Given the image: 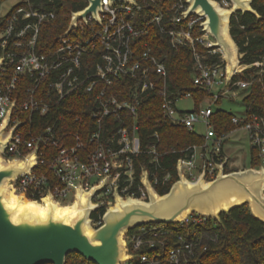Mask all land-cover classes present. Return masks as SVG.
I'll return each mask as SVG.
<instances>
[{
	"label": "built area",
	"instance_id": "1",
	"mask_svg": "<svg viewBox=\"0 0 264 264\" xmlns=\"http://www.w3.org/2000/svg\"><path fill=\"white\" fill-rule=\"evenodd\" d=\"M222 4L227 6V0ZM101 5L99 21L91 14L85 20L79 18L49 51L37 40L41 23L54 19L53 11L20 5L0 20V125L11 106L3 133L18 125L1 154L26 158L36 149L34 166L11 180L12 192L28 199H40L49 192L55 200L66 202L78 188L90 191L105 179L96 195H107L115 188L121 195L126 190L123 184L133 180L135 158L141 153L152 160L158 156L154 143L142 147L139 134L140 107L151 99L159 100L161 121L192 131L198 123L205 128L204 141L184 148L185 154L176 162L188 180L195 181L202 172L204 181L212 180L218 173L217 164L225 158V171H229L224 153L228 133L216 134L210 120L212 107L179 109L178 100H192L191 94L176 95L164 62L146 42H139L140 50L133 47L156 24L173 48L190 50L193 83L207 91V97L214 102L228 94L234 98L250 82L232 79L226 83L222 50L211 46L214 39L200 26L204 16L193 12L186 17L187 0H101ZM152 7L158 11L136 24L137 14ZM196 27L200 33L195 35ZM216 54L219 58L211 59ZM253 65L260 67L262 62ZM246 67L239 65L235 75ZM215 86L224 88L214 95ZM231 122L235 128L229 132H246L254 164L250 167L264 166V119L246 113L244 118L233 115ZM151 137H158L157 132ZM145 197L143 189L138 198ZM202 216L189 215L182 222L201 224ZM139 230V234L127 235L134 250L145 243L153 247L154 240L162 242L154 237L166 231L156 225ZM145 234L153 237L144 239ZM161 251L140 254L121 264H153L162 254L173 264L188 262L191 243L179 235L173 246H163Z\"/></svg>",
	"mask_w": 264,
	"mask_h": 264
},
{
	"label": "water",
	"instance_id": "2",
	"mask_svg": "<svg viewBox=\"0 0 264 264\" xmlns=\"http://www.w3.org/2000/svg\"><path fill=\"white\" fill-rule=\"evenodd\" d=\"M187 1L189 7L185 16L193 12L204 16L200 26L214 39L211 46L222 50L225 79L226 83H230L240 63L238 47L229 32V18L236 10L256 14L249 4L251 0H230V8L221 7L214 0ZM86 2L84 8L71 12L64 35L76 26L79 18L85 20L88 14L96 21L100 20L98 12L102 8L101 0ZM2 59L3 55L0 56V65ZM11 108L0 125V264H66L69 253H76L92 264H121L133 258V255L126 253L127 246L123 239L129 229L152 223L176 224L192 213L219 220L220 213L243 203L248 204L251 214L264 223V166L225 171L227 158L217 164L218 173L210 181H204V172L195 181L188 180L177 163V180L162 195L150 183L148 171L142 169L140 182L148 194L147 200L130 196L123 199L118 188H115V202L113 206L106 207L98 227L91 225L90 215L100 205L92 200L102 189L105 179L90 191L78 188L70 202H59L49 192L40 199L16 195L11 190V180L34 166L36 149L26 158H6L1 154L18 126L3 133ZM7 191L21 200L42 206L48 199L61 208H70L76 203L77 207L69 217H54L48 213L46 217L37 219L7 207L3 201Z\"/></svg>",
	"mask_w": 264,
	"mask_h": 264
},
{
	"label": "trees",
	"instance_id": "3",
	"mask_svg": "<svg viewBox=\"0 0 264 264\" xmlns=\"http://www.w3.org/2000/svg\"><path fill=\"white\" fill-rule=\"evenodd\" d=\"M27 4L33 9L55 13L54 19L41 23L37 40L40 47L49 51L54 47L58 36L66 30L71 12L84 8L87 2L86 0H21L18 6ZM250 5L256 14L236 10L229 18V32L238 47L239 63L247 66L233 77V81L250 82L248 87L240 90L246 113L256 114L264 119V0H251ZM157 11L156 7L143 10L137 14L136 24L139 25L143 19L149 18ZM199 33L197 27L193 29V34ZM136 42L138 43L133 45L136 51L141 49L139 42H146L151 47L152 53L163 61L167 68L171 89L176 95L190 93L194 107L197 109L209 94L193 83L194 61L190 50L187 47L173 48L169 39L160 32L156 24H151L148 33L138 38ZM219 56L216 54L211 59L216 60ZM255 62H262V66L253 65ZM24 84H29V81L24 79ZM220 99L218 98L216 102ZM80 102L81 99L78 100V103ZM233 115L221 109L212 111L210 120L217 135L228 133L235 128L231 122ZM138 123L142 147L154 143L158 156L156 160H152L149 154L141 153L135 158L133 180L131 183L123 184L126 185V190L121 192V195H131L135 198L140 196L141 190L144 189L140 182L142 169L148 171L151 184L157 193L162 195L177 180L176 162L185 154L182 152L183 149L192 144H201L204 141V134L196 133L183 125L161 121L158 99L148 100L141 105ZM155 131L158 137H151ZM251 164L254 165L253 162ZM106 207L107 204L100 205L91 213L93 227H98L102 223V215ZM219 217L220 219L217 220L214 217L202 216L201 224H194L192 221L177 224L159 223L158 226H163L166 231L154 238L162 241L164 245L155 244L150 247L145 243L134 252L137 256L154 255L162 252L163 246L166 248L173 246L177 237L181 235L191 243V252L187 253L188 262L180 260L179 264H264V223L251 214L248 204L243 203L228 212H222ZM150 225L156 224L129 229L127 235L139 234L141 226ZM152 237L151 234L143 236L144 239ZM128 246L132 248V243H128ZM156 259L157 262L153 264H173L163 254ZM66 264L92 263L76 253H69Z\"/></svg>",
	"mask_w": 264,
	"mask_h": 264
},
{
	"label": "rangeland",
	"instance_id": "4",
	"mask_svg": "<svg viewBox=\"0 0 264 264\" xmlns=\"http://www.w3.org/2000/svg\"><path fill=\"white\" fill-rule=\"evenodd\" d=\"M21 0H0V18L9 15L20 3ZM223 5V4H222ZM232 6V2H228V5H223L224 8H230ZM222 56V55H221ZM224 86H215L212 94H216L219 89H223ZM243 94L239 92L238 96L232 98L230 94L227 96L222 97L218 102H214L213 98L207 97L201 102V106L210 105L213 110L221 109L225 113L234 114L238 117L244 118L246 114V109L242 102ZM193 100L190 98H182L178 100L177 107L179 109H191L193 108ZM194 131L199 134H203L205 128L203 124L198 123L194 127ZM224 153L228 157V169H240L243 167H250L251 165V152L249 148V143L247 140L246 132L244 130L238 129L234 132H228L227 139L224 143ZM146 197L139 198L140 200H147L148 194L146 189L144 188ZM13 194V193H12ZM120 195V194H119ZM123 199L126 196L120 195ZM72 197L68 199L66 202H70ZM93 203H98L99 205L107 204V208L113 206L115 202L114 193H108L107 195H96L92 200ZM63 203V202H62ZM181 220L180 222H182ZM154 224V223H152ZM158 226L159 223H155ZM177 224V223H176ZM159 227V226H158ZM190 230V229H189ZM188 231V230H187ZM189 232V231H188ZM123 239L126 242L127 246V254L133 255V258H136V254L133 248L128 246L129 240L127 239V234L123 235ZM154 244H163L162 242H156L154 240Z\"/></svg>",
	"mask_w": 264,
	"mask_h": 264
},
{
	"label": "bare ground",
	"instance_id": "5",
	"mask_svg": "<svg viewBox=\"0 0 264 264\" xmlns=\"http://www.w3.org/2000/svg\"><path fill=\"white\" fill-rule=\"evenodd\" d=\"M224 35L226 34L223 31ZM5 205L12 210L20 211L23 215L30 216L37 219H42L47 216L48 213H52L54 217H69L71 216L77 207V203L72 207L61 208L57 204L45 200L44 205H39L35 202L21 200L18 196L13 195L9 191L4 193L3 199Z\"/></svg>",
	"mask_w": 264,
	"mask_h": 264
},
{
	"label": "flooded vegetation",
	"instance_id": "6",
	"mask_svg": "<svg viewBox=\"0 0 264 264\" xmlns=\"http://www.w3.org/2000/svg\"><path fill=\"white\" fill-rule=\"evenodd\" d=\"M214 1H216L221 7H222V0H214ZM227 2H230V0H227ZM250 3H251V1H250ZM249 3V4H250ZM251 6V5H250Z\"/></svg>",
	"mask_w": 264,
	"mask_h": 264
}]
</instances>
